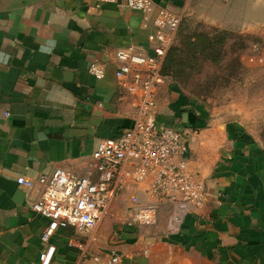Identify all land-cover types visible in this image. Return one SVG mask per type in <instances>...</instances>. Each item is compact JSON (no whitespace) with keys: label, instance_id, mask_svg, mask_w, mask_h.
<instances>
[{"label":"crops","instance_id":"1","mask_svg":"<svg viewBox=\"0 0 264 264\" xmlns=\"http://www.w3.org/2000/svg\"><path fill=\"white\" fill-rule=\"evenodd\" d=\"M225 1L153 0L139 11L96 8L93 0H0V264H39L46 246L40 234L47 220L30 208L37 191L16 176L34 178L59 166L96 176L91 155L98 141L134 123V96L115 76L116 49L131 44L151 54L147 35L161 7L182 20L263 31L258 7ZM93 62L104 67L100 79L88 71ZM156 102L158 121L185 134L184 157L206 185L203 207L192 208L175 232L167 205L154 226H126L130 196L145 197L144 183L127 182L94 229L55 231L50 264H101L112 250L121 264H264L261 148L228 117L227 106L187 95L167 76Z\"/></svg>","mask_w":264,"mask_h":264},{"label":"built area","instance_id":"2","mask_svg":"<svg viewBox=\"0 0 264 264\" xmlns=\"http://www.w3.org/2000/svg\"><path fill=\"white\" fill-rule=\"evenodd\" d=\"M93 2L96 8L114 4L144 11L153 0ZM181 20V15L161 7L147 35L151 54L131 44L116 49L115 76L119 86L134 96L137 114L132 126L118 136L98 141L91 155L96 176H77L61 166L34 178L16 176L17 184L37 191L30 208L47 220L40 234L46 246L39 253V264L51 263L55 247L49 240L57 229L67 225L78 232L94 229L107 216L112 199L127 182L144 183L145 197L140 200L137 195L130 196L121 221L126 226H154L160 208L167 205L168 227L175 232L192 208L203 207L206 185L194 175L184 157V132L157 119L156 96L164 77L162 63ZM88 71L96 79L104 75L103 65L96 62L89 65ZM121 263L122 256L115 250L101 259V264Z\"/></svg>","mask_w":264,"mask_h":264},{"label":"rangeland","instance_id":"3","mask_svg":"<svg viewBox=\"0 0 264 264\" xmlns=\"http://www.w3.org/2000/svg\"><path fill=\"white\" fill-rule=\"evenodd\" d=\"M219 2L228 3L225 0ZM243 2L245 6L258 7L259 17H264V0H231L230 4L237 8ZM245 17L255 18L256 15L253 13ZM212 28L239 34L242 38L232 36L225 40L220 61H200L196 66L198 70L182 77L179 83L169 78L187 95L197 97L210 106H227L228 117L236 120L264 154V24L261 25L263 31L250 32L245 31L246 28L230 30L187 16L179 26L176 43ZM241 40L244 48H239Z\"/></svg>","mask_w":264,"mask_h":264},{"label":"trees","instance_id":"4","mask_svg":"<svg viewBox=\"0 0 264 264\" xmlns=\"http://www.w3.org/2000/svg\"><path fill=\"white\" fill-rule=\"evenodd\" d=\"M179 26L175 38L167 50L161 68L163 76L172 77L177 83L182 77L190 76L195 70H198L196 66L200 61L207 59L216 62L220 61L223 44L228 37L242 38L239 34L212 28L211 31L198 32L188 36L178 44L176 43V38ZM244 45L242 41L239 44V48H244Z\"/></svg>","mask_w":264,"mask_h":264}]
</instances>
